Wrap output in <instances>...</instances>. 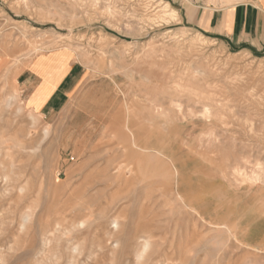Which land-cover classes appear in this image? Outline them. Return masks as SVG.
<instances>
[{
	"label": "rangeland",
	"instance_id": "obj_1",
	"mask_svg": "<svg viewBox=\"0 0 264 264\" xmlns=\"http://www.w3.org/2000/svg\"><path fill=\"white\" fill-rule=\"evenodd\" d=\"M25 1L0 0V264H264V47L163 0Z\"/></svg>",
	"mask_w": 264,
	"mask_h": 264
},
{
	"label": "crops",
	"instance_id": "obj_2",
	"mask_svg": "<svg viewBox=\"0 0 264 264\" xmlns=\"http://www.w3.org/2000/svg\"><path fill=\"white\" fill-rule=\"evenodd\" d=\"M163 1L177 4L181 18L192 29L264 47V0Z\"/></svg>",
	"mask_w": 264,
	"mask_h": 264
},
{
	"label": "bare ground",
	"instance_id": "obj_3",
	"mask_svg": "<svg viewBox=\"0 0 264 264\" xmlns=\"http://www.w3.org/2000/svg\"><path fill=\"white\" fill-rule=\"evenodd\" d=\"M25 1V0H24ZM108 1H110V0H108ZM123 1V0H122ZM26 2V1H25ZM76 2V1H75ZM78 2V1H77ZM85 2V1H84ZM92 2H94V1H92ZM114 2V1H113ZM108 3V2H107ZM110 3V2H109ZM163 3V2H162ZM26 4H28L27 2H26ZM26 4H24V5H26ZM95 4V3H94ZM114 4H116V3H114ZM109 5H111V3L109 4ZM118 5H120V4H118ZM28 6V5H27ZM90 6H92V5H90ZM116 7H119V6H117V5H115V8ZM108 8V7H107ZM114 8V6L112 7V8H110L109 7V9L110 10H112ZM114 8V9H115ZM148 8V7H147ZM159 8V7H158ZM117 9H120V8H117ZM149 9V8H148ZM105 10H107V9H105ZM147 10V9H146ZM109 11V10H108ZM117 11H119V10H117ZM111 12H113V11H111ZM114 13H117L116 11L115 12H113V14ZM157 13H158V15H157ZM105 14V13H104ZM107 14V13H106ZM146 14V13H145ZM148 14V13H147ZM117 15V14H116ZM176 11L175 10H173L172 8H170V6H169V4L167 3V2H164L163 4H161L160 5V8L159 9H157L156 10V16H159V18L160 19H169V17H176ZM142 16H144V14L142 15ZM153 15H149L148 14V17H145V18H150V17H152ZM151 19V18H150ZM131 43V42H130ZM246 53V52H245ZM244 54V53H243ZM69 58H70V53L68 52V51H66V50H63L62 52H60L59 54H58V57L57 58H55L54 59V64H52V65H50L47 69H45L44 70V72H43V77H44V84H43V86L41 87V88H39L37 91H36V94L34 95V96H38L40 93H41V91L42 90H46L47 92H48V90H49V85H53V83H54V81H56L58 78H59V76L61 75V73H62V71L63 70H65L66 69V67L68 66V60H69ZM255 67V66H254ZM174 71V70H173ZM173 71H170V72H172L173 73ZM243 80V79H242ZM262 80V79H261ZM263 83V82H262ZM264 84V83H263ZM245 87V86H244ZM250 89V88H249ZM15 96H16V98L18 97V94H15ZM46 96V95H45ZM227 100H228V98H227ZM235 102V101H234ZM6 103H11V99L7 102L6 101ZM223 106H225V105H223ZM222 106V107H223ZM36 109L38 108V106H36L35 107ZM206 108V107H205ZM208 108V107H207ZM209 109H207V111H208ZM33 112V111H32ZM36 113V112H35ZM211 118V117H210ZM249 128V127H248ZM46 133L48 132L47 130L45 131ZM163 155V154H162ZM122 166V165H121ZM241 166H242V164H241ZM233 167V166H232ZM159 170V169H158ZM253 170V169H252ZM256 171V170H255ZM254 171V172H255ZM251 172H253V171H250V173ZM258 172V171H257ZM256 173V172H255ZM261 173V172H260ZM263 173V172H262ZM227 174V173H226ZM258 174H256V176H257ZM250 176L252 177V174H250ZM259 176L261 177V174H259ZM258 177V176H257ZM263 177V176H262ZM261 177V178H262ZM176 178V177H175ZM260 178V179H261ZM264 179V178H263ZM194 210V209H193ZM27 218H29L28 216H27ZM26 218V219H27ZM115 220H116V218H115ZM116 224H117V222H116ZM145 240V239H144ZM146 245V244H145ZM147 246V245H146ZM143 256V255H142Z\"/></svg>",
	"mask_w": 264,
	"mask_h": 264
}]
</instances>
